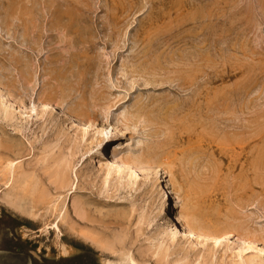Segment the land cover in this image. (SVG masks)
<instances>
[{"label":"rangeland","instance_id":"374dc122","mask_svg":"<svg viewBox=\"0 0 264 264\" xmlns=\"http://www.w3.org/2000/svg\"><path fill=\"white\" fill-rule=\"evenodd\" d=\"M0 87V264H264V0H0ZM106 137L218 249L105 184Z\"/></svg>","mask_w":264,"mask_h":264},{"label":"bare ground","instance_id":"6f19581e","mask_svg":"<svg viewBox=\"0 0 264 264\" xmlns=\"http://www.w3.org/2000/svg\"><path fill=\"white\" fill-rule=\"evenodd\" d=\"M1 87H2V85H1ZM1 87H0L1 112H3V114H5V115H10V114H12L11 109H13L15 107V105H14V103L10 102L9 98L7 97V95H9V94L6 93L7 91L5 92V87H4V90L2 89L3 87L2 88ZM45 99L43 98V100H45ZM19 104L21 106H23V108H24V103L22 101H19ZM42 105L44 108H46L49 111L56 112V113H59V111H60L58 109V106L54 102H52L51 99L45 100L42 103ZM20 109H21V107H20ZM33 110H34V108H31L30 112H32ZM60 114L63 115V117L66 120L70 121L74 125H77V128H80V124H78L76 119L73 118L67 111H65V110L60 111ZM85 135H86V132L83 133V138L85 137ZM107 135H109V134H107ZM102 141H100V139H99V141H96L97 143L91 141V142H93V144H95V146H93V148H91V151L94 152V155L96 158H99L100 156L102 157L103 155H106V157H107L106 159L104 158L105 160H107L106 162L101 160L102 158L99 159V161H98V163L100 165V170L104 172L103 181L105 182V184L110 182V180L113 177H117L118 180L119 179L125 180L124 178H128L127 181L129 180L130 182H132V185H133V183L136 184L138 182H143V186H146V188H147L146 189V191H148L147 193L152 196L155 209L158 211V213L160 215H163V216H165V218L170 219L171 224L173 223V225L168 224V225H166L165 228H163V230L161 232L162 237L165 236L167 239H169L171 241V243L177 241V238H181L182 240H180V242L184 240V243L188 242L194 247L202 245L207 241H212L214 243V245H213L214 248L218 249V246H220V244L223 243L222 242L223 241L222 236L210 234L209 232L202 230L201 228L198 229L197 224L194 223V221H193L194 219L192 220V218H190L191 217L190 214L188 215L185 212L183 206H180L177 204L175 205V207L172 206V203L170 201L169 189L168 190L166 189V187H169V185H171L170 180L169 181L167 180L168 181L166 183L167 185L164 184L165 183L163 181L164 178L162 179V176H161L159 171H155V172L151 171L150 172L149 170H147L149 168L144 167L140 164L139 161L141 159L140 160L138 159V161H137L136 160L137 158H136L135 159L137 161L136 162L133 160V158H131V157L129 158L124 152H121L119 150L120 147L115 146L116 144L115 145L113 144L114 143L113 138L108 137L104 142H102ZM142 163H143V161H142ZM140 187H142V186L140 185ZM16 188H19V187H16ZM143 191H145V190H143ZM178 193H180V192H178ZM175 194H177V193H175ZM177 197H179V196H177ZM186 198H187V196H186ZM185 201L187 202V200H185ZM187 204H188V202H187ZM187 207L188 206L186 205V208ZM190 207L187 208L186 210L189 211ZM191 208L193 210L195 209L193 206ZM192 209L190 211H192ZM194 212L192 215H194ZM198 213H200V212H198ZM58 225H59L58 223H55L54 226L52 224L54 229H56L57 231L60 232V228ZM96 241H98V240H96ZM103 241H105V240H103ZM99 244H100V242H99ZM181 244H183V243H181ZM101 246H102V249H105V250L108 248L109 249L112 248V246L108 247L107 243H105V242H102ZM130 260H132V259L130 258ZM132 261H134V260H132ZM248 263L252 264V261H249Z\"/></svg>","mask_w":264,"mask_h":264}]
</instances>
